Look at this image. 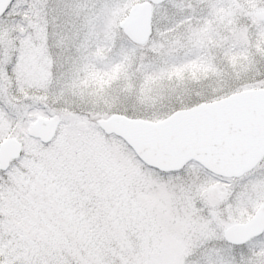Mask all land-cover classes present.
Here are the masks:
<instances>
[{
	"label": "snow or ice",
	"instance_id": "snow-or-ice-1",
	"mask_svg": "<svg viewBox=\"0 0 264 264\" xmlns=\"http://www.w3.org/2000/svg\"><path fill=\"white\" fill-rule=\"evenodd\" d=\"M0 264H264V0H0Z\"/></svg>",
	"mask_w": 264,
	"mask_h": 264
}]
</instances>
